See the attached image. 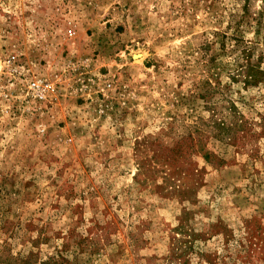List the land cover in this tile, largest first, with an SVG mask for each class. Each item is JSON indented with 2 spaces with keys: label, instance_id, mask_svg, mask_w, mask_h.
Here are the masks:
<instances>
[{
  "label": "rangeland",
  "instance_id": "obj_1",
  "mask_svg": "<svg viewBox=\"0 0 264 264\" xmlns=\"http://www.w3.org/2000/svg\"><path fill=\"white\" fill-rule=\"evenodd\" d=\"M0 264H264V0H0Z\"/></svg>",
  "mask_w": 264,
  "mask_h": 264
},
{
  "label": "built area",
  "instance_id": "obj_2",
  "mask_svg": "<svg viewBox=\"0 0 264 264\" xmlns=\"http://www.w3.org/2000/svg\"><path fill=\"white\" fill-rule=\"evenodd\" d=\"M68 34L69 35H72V34H74V31L72 29H70L69 32H68Z\"/></svg>",
  "mask_w": 264,
  "mask_h": 264
}]
</instances>
